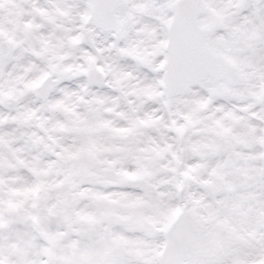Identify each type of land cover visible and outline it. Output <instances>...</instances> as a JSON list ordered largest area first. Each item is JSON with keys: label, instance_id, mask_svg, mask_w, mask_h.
Instances as JSON below:
<instances>
[{"label": "clouds", "instance_id": "9594fccd", "mask_svg": "<svg viewBox=\"0 0 264 264\" xmlns=\"http://www.w3.org/2000/svg\"><path fill=\"white\" fill-rule=\"evenodd\" d=\"M193 5L0 0V264H264V0Z\"/></svg>", "mask_w": 264, "mask_h": 264}, {"label": "snow or ice", "instance_id": "6c2138e0", "mask_svg": "<svg viewBox=\"0 0 264 264\" xmlns=\"http://www.w3.org/2000/svg\"><path fill=\"white\" fill-rule=\"evenodd\" d=\"M187 7L189 9L194 7L193 0H187ZM160 67L163 68L164 64H161ZM173 71L174 73H180L181 65L179 61H177ZM189 79H192V77H189ZM212 211L213 213L219 214L221 217H224L229 215L230 213H235L239 211V209L227 205L223 202H220V197L218 196L217 202H214V207ZM182 212H183L182 208L180 207L175 208L171 216L169 217V222L171 223V221L175 220L177 217H180ZM172 240L174 242V246L167 260V264H185L187 257L185 255L184 245H188L189 242L186 240L185 225L182 221L176 224L174 232L172 234ZM202 246H203L202 242L197 239H193L190 241L189 251L191 252L192 255L191 264H220V260L218 257H214L211 255L205 256L197 253L196 249Z\"/></svg>", "mask_w": 264, "mask_h": 264}]
</instances>
